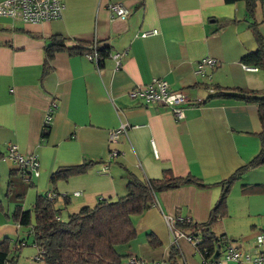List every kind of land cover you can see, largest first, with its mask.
I'll list each match as a JSON object with an SVG mask.
<instances>
[{"label": "crops", "instance_id": "0c3cea01", "mask_svg": "<svg viewBox=\"0 0 264 264\" xmlns=\"http://www.w3.org/2000/svg\"><path fill=\"white\" fill-rule=\"evenodd\" d=\"M61 2V16L38 25L0 17V242H26L27 230L7 221L3 211L11 214L17 206L28 210L39 194L56 195L55 207L64 220L92 208L98 199L123 196L129 174L158 179L168 170L176 178L198 179L204 187L185 184L155 194L147 210L131 217L135 235L117 251L147 264H170L163 257L172 247L164 217L177 223L206 222L220 193L217 184L258 152L256 105L230 97L208 98L211 87L264 97V71H246L244 66H252L241 62L256 50L252 23L264 46V0L251 17L242 1ZM112 4L127 10L124 20L110 15ZM152 31L156 33L141 36ZM52 36L64 38L66 49L94 44L108 56L97 68L83 56L58 52L44 67L43 47ZM205 58L214 61L213 68L196 75V65ZM154 80L187 96L190 104L182 106L181 119L156 103L128 98L132 88ZM46 114L50 121L43 134ZM120 125L125 126V136L108 142L109 132ZM8 144L23 157H35L36 177L31 174L27 180L4 159ZM112 150L114 159L108 156ZM81 164L87 165L85 173L50 184L55 169ZM226 211L216 230L230 242L226 245L251 256L264 253V243L257 242L264 238V163L232 184ZM148 234L158 240L159 248L148 244ZM181 259L186 264L182 253Z\"/></svg>", "mask_w": 264, "mask_h": 264}, {"label": "trees", "instance_id": "16d2710c", "mask_svg": "<svg viewBox=\"0 0 264 264\" xmlns=\"http://www.w3.org/2000/svg\"><path fill=\"white\" fill-rule=\"evenodd\" d=\"M225 1L231 3L242 1L248 17L252 16L256 4L262 2V0ZM249 29L256 42V50L246 54L241 62L264 71L262 39L255 23H252ZM64 42L65 39L59 36H52L49 39L48 44L43 47L42 66L45 67L58 52H65L69 56H83L90 51L91 45L79 44L75 48L66 49ZM96 52L98 56L96 66L100 68L108 54L105 48L98 46H96ZM229 90L211 87V96L208 99L230 97L246 103H254L260 125L259 149L250 161L217 184L220 187V193L209 211L206 222L176 223L180 231H186V234L199 238L200 243L195 251L203 260H217L222 253L221 249L229 242L216 230L220 227L218 220L227 215L226 200L230 187L239 180L244 172L264 163V97L257 98L241 90ZM47 128L48 125L42 127L43 134ZM86 167L85 164L59 167L50 174V184L54 186L58 181L64 182L68 178L81 175L85 173ZM17 170L21 173L20 175L26 176L25 171ZM26 179L29 180L30 177L26 176ZM185 184L204 187L198 179L191 176L176 178L168 170L163 171L158 179L138 178L129 174L126 193L123 196L115 200L98 199L92 208H83L75 214L68 215L64 220L60 218L62 210L55 207L56 195L53 193L37 195L28 210H22L17 206L11 214L3 211V215L7 221L25 228L31 235V245L36 248V255L39 258L37 261L42 264H122L126 257L118 253L117 247L127 244L135 235L131 217L138 216L147 210L153 204L155 194L174 190ZM49 194L54 195L51 200L48 198ZM147 242L154 249L160 246L152 234L147 235ZM9 246L8 240L0 242V264H15L18 250L25 246V241L17 240L11 249ZM169 253L170 258L177 254L172 247H170Z\"/></svg>", "mask_w": 264, "mask_h": 264}, {"label": "built area", "instance_id": "2783aa9c", "mask_svg": "<svg viewBox=\"0 0 264 264\" xmlns=\"http://www.w3.org/2000/svg\"><path fill=\"white\" fill-rule=\"evenodd\" d=\"M110 15L112 17L124 20L128 12L123 6L118 4L109 5ZM63 10V4L61 0H2L0 2V17L10 20V21H19L22 24L28 25H38L41 23H46L51 20L58 19L61 16ZM156 32H143L142 37L154 35ZM83 57L90 63L96 66L98 56L96 52V45L92 44L90 46V51L85 53ZM114 60L115 69L119 68L118 55L114 54L112 56ZM214 61L210 59H203L200 61L195 68L194 73L196 75L202 76L205 68H213ZM97 67V66H96ZM246 71H254L253 67H243ZM128 98L131 100L138 99L139 101L149 104L156 103L163 107L168 108L173 116L179 120L183 117L182 115V106L189 103V100L186 95L181 91H174L170 89L167 82L163 80H154L148 85L137 86L132 88L128 92ZM50 115L46 114L43 126L49 125ZM42 126V127H43ZM120 135L125 136V126L120 125L117 129H114L109 132L108 142L115 143L117 142ZM110 159L116 157V153L112 150L108 154ZM5 160L10 161L18 169L25 171L26 176L30 177L31 174L36 177L37 170V161L34 156L30 155L28 157H23L17 152V148L13 144H8L6 148V155L4 156ZM54 195L49 194L48 198L51 200ZM165 225L168 229V232L171 236V246L177 247V243L180 240L185 241L187 245L193 250L200 243L199 238L192 237L188 234H184L177 227L175 219L173 217L166 216L164 217ZM258 243H264V238L260 237L257 240ZM35 260H39L36 255ZM201 264H217L221 260L233 261L236 263L243 262L248 264H264V253H258L254 256L243 253L239 249L233 247L232 245H226L219 258L215 261L212 260H203L201 259ZM126 264H147L142 259L136 257L127 258ZM152 264H166L164 262H156Z\"/></svg>", "mask_w": 264, "mask_h": 264}, {"label": "rangeland", "instance_id": "374dc122", "mask_svg": "<svg viewBox=\"0 0 264 264\" xmlns=\"http://www.w3.org/2000/svg\"><path fill=\"white\" fill-rule=\"evenodd\" d=\"M182 243H184V242H182V240H180L177 243V247L176 246L172 247L173 250H175L177 252V254H174L173 256H171L170 259L167 260V258H166V256L170 253L163 256V257H165L166 261H168L170 264H176V263L182 264V259H181V253H182L186 264H190L189 261H194L195 263L198 264V259H197L198 256L202 259V257L199 255V253H197L195 250L191 249L186 243H184L185 246ZM9 247L11 249L13 247V243H10ZM117 248H119V247H117ZM167 249H168V251H170V247H168ZM36 253H37L36 248L31 245V235H29V237L26 238L25 246L21 247L18 250L15 264H42L40 261L35 260ZM195 254H197L198 256ZM127 258L128 257H126L123 260L122 264H126Z\"/></svg>", "mask_w": 264, "mask_h": 264}]
</instances>
